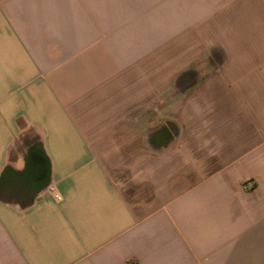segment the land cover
I'll use <instances>...</instances> for the list:
<instances>
[{
    "label": "crops",
    "instance_id": "crops-1",
    "mask_svg": "<svg viewBox=\"0 0 264 264\" xmlns=\"http://www.w3.org/2000/svg\"><path fill=\"white\" fill-rule=\"evenodd\" d=\"M0 264H264V0H0Z\"/></svg>",
    "mask_w": 264,
    "mask_h": 264
},
{
    "label": "clouds",
    "instance_id": "clouds-1",
    "mask_svg": "<svg viewBox=\"0 0 264 264\" xmlns=\"http://www.w3.org/2000/svg\"><path fill=\"white\" fill-rule=\"evenodd\" d=\"M28 126L29 127H31L32 125H30L29 123H28ZM26 130V129H25ZM38 131V130H37ZM39 132V131H38ZM19 160H22V162H23V166H24V161H23V157H20L19 158ZM23 169V167L22 168H20V169H18V170H22Z\"/></svg>",
    "mask_w": 264,
    "mask_h": 264
},
{
    "label": "built area",
    "instance_id": "built-area-1",
    "mask_svg": "<svg viewBox=\"0 0 264 264\" xmlns=\"http://www.w3.org/2000/svg\"><path fill=\"white\" fill-rule=\"evenodd\" d=\"M54 187H50V191H53ZM57 199H60L59 197H57Z\"/></svg>",
    "mask_w": 264,
    "mask_h": 264
}]
</instances>
